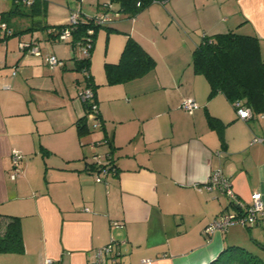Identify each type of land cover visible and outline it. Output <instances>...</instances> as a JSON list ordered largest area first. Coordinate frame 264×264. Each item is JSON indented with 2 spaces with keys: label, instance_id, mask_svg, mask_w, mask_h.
Returning a JSON list of instances; mask_svg holds the SVG:
<instances>
[{
  "label": "crops",
  "instance_id": "0c3cea01",
  "mask_svg": "<svg viewBox=\"0 0 264 264\" xmlns=\"http://www.w3.org/2000/svg\"><path fill=\"white\" fill-rule=\"evenodd\" d=\"M102 3L70 0L63 16L45 25H64L76 7L89 17L101 14ZM157 4L173 13L174 24L157 12ZM20 7L14 0L8 6L0 0V24L12 33L0 41V235L16 217L22 239V251L0 252V264H42L46 259L89 264L95 251L112 240L120 244L121 264H209L233 247L230 236L239 226L208 238L203 230L223 213L242 212L253 193L264 199V112L250 110L244 121L222 94L209 98L206 79L193 72L191 54L201 37L233 31L255 37L264 59V0H168L134 17L119 14L107 27L104 65L117 64L131 38L156 66L139 78L109 85L103 66V76L94 71L93 46L87 76L102 121L95 132L94 121L77 123L86 117V106L73 98L87 87L83 72L76 70L83 59L80 47L72 48V38L55 40L47 29L25 32L39 27H29ZM16 18L25 23L17 27L11 23ZM185 29L202 31L200 40L186 39ZM14 35L18 43L36 45L40 56L9 51ZM170 37L176 39L174 46L165 44ZM50 52L64 64L49 66ZM42 73L52 75L50 83L32 81ZM32 89L56 92L62 106L55 115L45 117ZM185 99L197 104L192 114L180 107ZM207 116L216 119L214 127ZM12 150L22 155L15 180L10 178ZM94 156L108 164L107 174L100 173ZM217 169L240 206L205 189L208 175Z\"/></svg>",
  "mask_w": 264,
  "mask_h": 264
},
{
  "label": "trees",
  "instance_id": "16d2710c",
  "mask_svg": "<svg viewBox=\"0 0 264 264\" xmlns=\"http://www.w3.org/2000/svg\"><path fill=\"white\" fill-rule=\"evenodd\" d=\"M165 1L168 0H103L101 5L103 13L111 11L134 17L151 5ZM42 7L41 3L34 0L33 5L28 9L27 16L34 22L35 18L40 16ZM64 26L44 25L42 28L59 30ZM91 27V24L84 22L73 29L72 48L84 41L86 32ZM100 27L111 31L107 26H94L92 27V39ZM33 29L35 28L31 27L25 32ZM154 65V60L133 39L128 38L118 63L104 65L107 84L116 85L139 78L151 71ZM191 66L195 74L206 79L209 85V98L220 93L232 105L239 103L249 108L251 112H264V59L261 58L259 43L255 37L242 36L233 31L203 36L191 54ZM89 67L90 57L76 64V70L80 72L84 70L88 72ZM85 79L86 85L95 91L91 76H86ZM85 118L79 119L77 123H83ZM207 121L209 126L214 127L216 119L207 116ZM78 129L82 132L85 126H79ZM21 251L19 219L13 217L6 225L4 233L0 235V252L19 253ZM231 263L264 264L255 257L249 256L246 250L238 247H227L209 264Z\"/></svg>",
  "mask_w": 264,
  "mask_h": 264
},
{
  "label": "built area",
  "instance_id": "2783aa9c",
  "mask_svg": "<svg viewBox=\"0 0 264 264\" xmlns=\"http://www.w3.org/2000/svg\"><path fill=\"white\" fill-rule=\"evenodd\" d=\"M16 4L24 6L26 8H30L34 0H14ZM80 3L81 0H78ZM109 8H111L108 5ZM119 14L113 12H104L94 16H86L82 10L78 7L69 12L68 18L65 22V26L59 30L54 28H48L47 34L51 35L55 40L59 42H69L72 38V31L78 25L85 23L91 24L94 26H106L110 24L114 18H116ZM89 28L86 32V37L82 43H78V47H80L83 59H88L90 57V53L92 50V34L93 28ZM11 31L8 29L7 25L4 23L0 24V41L4 40L6 37L11 36ZM18 49L21 52H26L29 55L39 57L40 51L36 45H33L29 42H19ZM47 62L49 66L53 67L55 65H62L60 61H58L54 56H49L47 58ZM83 73L87 76V71L84 70ZM15 73H13L14 75ZM80 101L86 106V119L88 121H94L93 128H101L102 121L99 117V111L97 104L94 101V90L92 87L87 86L83 89L78 95ZM181 109L187 114H192L194 110L197 108V104L190 100L185 99L181 102ZM234 108L236 109V113L239 119L248 120L251 117L250 109L244 106H241L239 103L234 104ZM257 141V139H256ZM22 160V155L16 151L12 150L11 153V164L13 168V173L10 178L15 180L20 175V161ZM94 162L98 165L100 173L107 174L110 169L108 164H103L101 157L94 156ZM97 182H101L102 179L100 177L96 178ZM205 189L207 191H219L223 194L232 205L240 206L238 203L237 197L234 194L231 184L229 180L223 175L222 171L217 169L212 171L206 181H205ZM113 225H116L114 222ZM239 226L243 229H250L259 227L264 229V199H262L260 193H253L251 196V204L246 206V208L242 212H238L235 214L223 213L219 215L216 219H214L209 225H207L203 233L205 236L210 237L216 232H224L231 226ZM119 242L110 241L104 247L97 249L95 251V257L92 262L89 264H121L117 256ZM145 263H149V261H145ZM42 264H53L51 259H46Z\"/></svg>",
  "mask_w": 264,
  "mask_h": 264
},
{
  "label": "rangeland",
  "instance_id": "374dc122",
  "mask_svg": "<svg viewBox=\"0 0 264 264\" xmlns=\"http://www.w3.org/2000/svg\"><path fill=\"white\" fill-rule=\"evenodd\" d=\"M1 1L7 3V6H8L9 0H1ZM69 2H70V0L39 1V3H41V5L43 6L41 9L42 10L41 14L39 17L35 18L34 22L30 18H28L29 19V27L31 25L39 27L37 29H33L32 31L37 33V34H40L41 28L45 24H48V23L50 24L52 22V20H59V18L63 16V11L67 8V6L69 5ZM157 5L159 6V9H160L159 11L157 10V12H159V14L163 15V19L167 18L169 20L168 21L169 25L174 24L173 22H176V19H175L173 13L168 10L167 6H165V7L163 6L160 8V5L159 4H157ZM157 5H156V7H158ZM76 8H78V7H76ZM76 8H74V9H76ZM20 10L24 11L25 13L28 12V9H26L25 7H20ZM68 15H69V13H68ZM11 17H9V19ZM17 17H22V16H17ZM32 22H33V24H32ZM11 23L15 24L17 27L18 26L20 27L19 23H25V21L19 20L18 18H16V19H12ZM112 23L113 22H111L110 24H108L106 26L111 27ZM156 24H157V21L154 23V25H156ZM193 24H194V26H196L194 21H193ZM183 29H184V27H183ZM188 31H189V29H185L184 35L186 34V39H188V36H189V38L198 36V41L200 40L199 37H201L202 31H198V30H194L191 32L190 31L188 32ZM96 35H95L96 37L93 38V44L94 45H92V46L97 45V52L95 49H93V52L95 50V58L93 59L94 66H95L94 71H96V69H97V72H99V76L101 77V76H103L102 66L104 67V62H106V60H108V59H105L106 58L105 52H106V49L108 46L107 29H105L104 27L98 28ZM172 39L173 38L170 37V39L165 44H170V45L174 46L176 44V39L174 41H170ZM201 39H202V37H201ZM9 40L11 41V43L9 45V51L12 48H14L16 51H20L17 48L18 37L16 35H14V37H11ZM126 41H127V38H126ZM126 41H125V43H126ZM20 42H23V41H20ZM187 42H189V40H187ZM123 48H124V46H123ZM91 53H92V51H91ZM80 54H82V53L80 52ZM49 55L54 56L57 60H59L62 64H64V62L62 60L58 59L51 52L49 53ZM119 59H120V56L118 57V59H115L116 60L115 62H118ZM154 61H155V66H156V60H154ZM7 62L9 63L7 65L9 68L13 66V63H12L13 61L11 58H9L7 60ZM57 68L58 67H56L54 69H57ZM13 73H15V71ZM80 75L82 77V81L85 82L86 81V79H85L86 75L84 73H80ZM41 76H42V78H34L32 81L43 84V85L50 83L51 76H52L51 74L49 75L48 73H46V74L42 73ZM62 87L63 88L61 91H64L68 95L67 91L64 88L63 83H62ZM32 91H34V102H36V97H37V99L42 101L39 106L44 108L42 113L45 114L46 118H48L52 115H55L56 114L55 111H57L61 108V106H62L61 102L62 101L58 97H56V92H53V93H48L46 91L40 92L39 90H34V89H32ZM67 95H66V97H67ZM73 98H74V100L80 102V99L77 97V95L76 96L74 95ZM80 104H81V102H80ZM34 106L35 105L32 104V106H31L32 109L35 108ZM89 125L90 124L88 122V126ZM90 130H92V129H90ZM98 130H100V129H98ZM95 131H97V129L94 130V132ZM230 237L234 240L233 243H230V244H232L233 247L242 248V249L246 250V252L248 253L249 256L255 257L257 260L264 262V229H261L259 227L250 228V229H242L241 227H239V228L236 227L233 230V233ZM235 254L236 253H234V255Z\"/></svg>",
  "mask_w": 264,
  "mask_h": 264
}]
</instances>
